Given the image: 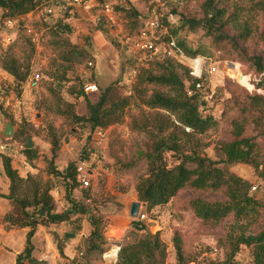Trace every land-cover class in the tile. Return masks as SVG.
I'll return each mask as SVG.
<instances>
[{"label":"trees","instance_id":"obj_1","mask_svg":"<svg viewBox=\"0 0 264 264\" xmlns=\"http://www.w3.org/2000/svg\"><path fill=\"white\" fill-rule=\"evenodd\" d=\"M44 1L46 0H0V25L6 24V20L10 19L13 22L12 26L25 28L23 16L39 10ZM60 1L53 0L54 5L60 4ZM85 1L82 0V4ZM107 1L113 2L112 9L115 14L123 13L130 25L136 26L141 14L131 0H93L96 9ZM194 1L198 5L200 15H192L185 8L172 4L174 1L170 3V12L177 16L178 24L172 25L164 17V24L168 26L170 32L165 36V40L170 42L171 36H174L176 43L173 50L178 52L181 49L187 58L193 59L202 55L204 51L186 45L184 40L179 39L177 32L185 27L190 30L203 29L210 44L222 45L235 58L253 67L258 78L255 85L263 88V93H243L236 85H232L229 106L234 116L228 119L229 137L226 140H218L219 160H213L204 154L206 144L202 143L200 137L216 122L211 116L202 115L200 112L201 94L196 88L199 80L194 79L187 89L177 71L181 65L169 58L156 62L160 70L141 69L132 90L139 98V104L155 109V112L152 122L146 120L143 125L151 138V148L137 152V157H144L146 163L144 173L136 179L137 199L145 204L146 210H149L173 202L185 188L205 193L208 198L189 199L188 209L203 222L219 223L229 215L234 219L231 223V233L224 239H218V244L224 249V261L232 264L239 247L245 245L250 247L252 264H264V204L250 194L248 180L225 168L227 164L243 162L264 179V145L261 141L264 139V49L260 48L264 45V0ZM65 2L66 0H62V6ZM62 8L66 13L69 6ZM47 10L44 11L45 14L52 12L51 9L50 12ZM25 34V53L22 59L8 50L4 52L1 60V67L14 78L13 89L17 93L20 92L19 86L30 74V57L34 54L31 33H27L26 28ZM68 48L67 54L73 57L81 53L73 45H68ZM63 60L67 62L71 59ZM56 80L58 87L54 86V89L58 91L62 89L61 84H64L65 80L63 77H57ZM146 84L166 87L167 91L153 90L145 96ZM82 88L81 84L78 94H74L84 97L85 113L77 114L70 103H67L65 109L60 112L69 117L78 129H88L85 138H89V134L95 129L103 130L119 122L129 105V99L118 91L117 81L97 87L98 93L94 101L89 100ZM26 131L21 126L17 133L23 135ZM46 132L50 140L49 157H44L47 179L43 180L37 172L28 171L22 174L12 165V156L0 152L1 172L9 183L8 192L0 193V197L9 200L11 205V208L2 214L0 221L6 229L27 228L25 244L15 256V264H41L42 261L37 260L32 254L34 248L32 237L37 226L68 221L73 214L85 207L84 201L71 197L72 190L80 185L75 161L69 160L62 169H59L53 160L58 154L60 134L50 125ZM89 149L82 147L80 157L83 160H87ZM167 152H171L176 158L173 165L167 162L165 155ZM19 153L29 162L37 157L35 148H28L26 145ZM219 163L222 166H219ZM128 166L132 164L128 163ZM58 183L64 187L63 198L69 203V207L64 209H57L53 194V189ZM89 191V186H83L82 195L90 198L92 202H97ZM89 221L92 229L84 240L85 251L79 259L75 258L69 264H92L89 255L93 252L101 253L105 248L106 238L103 235L100 214L91 213ZM131 224L136 229L144 228L142 222L135 219H132ZM69 237L70 234L67 232L60 239L55 236L57 250L64 259L63 240ZM172 241L176 253L180 255L182 241L177 232L174 233ZM163 251L164 245L159 233L156 232L137 242L120 245L116 264H157L163 257Z\"/></svg>","mask_w":264,"mask_h":264},{"label":"rangeland","instance_id":"obj_2","mask_svg":"<svg viewBox=\"0 0 264 264\" xmlns=\"http://www.w3.org/2000/svg\"><path fill=\"white\" fill-rule=\"evenodd\" d=\"M131 1L141 14L135 27L130 25L129 20L123 16V13L115 14V17L110 21L101 19L97 23L94 22V24L90 22L89 27L92 30L93 28H99V30L103 31L104 46L100 51H96L97 49L95 50L92 45H89V43L87 45L86 43L87 48L85 52H81L77 57H73L67 54L69 49L67 36H54L53 38L48 37L44 40H39V44H52L55 46V49L52 51L53 55L47 54L48 64L46 67L32 68V62L30 67V74L38 72L41 85L47 90L48 94L46 96L41 95L40 101H37L33 106L31 105L29 113L25 116L23 112H20L17 115L13 114L12 118L11 114L6 110H0V130L3 129L5 118L8 117L14 122L12 123L14 130L9 138L3 137L0 134V140H2L0 152L2 151L12 156V165L18 168L22 167V158L20 156L22 154L19 151L25 147L24 134L28 133L33 141L36 156L42 158V162L39 160L34 161L37 157L30 161L32 165H34L33 163L42 164L40 167L34 165L36 169L33 170V173L37 172L43 180L47 179L48 174L45 171L46 162L44 157H49L50 154V140L46 132V128L50 125L57 131L56 133L60 134L58 154L53 160L57 167L65 162L63 149L66 148V143L70 142L69 136H75L74 142L69 144L67 152L71 156L70 154H66L68 157H73L75 163L78 164L80 162L79 157L81 156V146L79 145H83L82 147L87 149L95 148V158L100 160V165L107 166L115 175L112 181L106 180L103 174V176L99 175L98 180H96V186L99 187L100 191L98 199L101 200L104 197H109L110 189H113L114 192H123L126 195L132 193L134 195L133 192H136V179L146 169L145 158L137 157V152L151 148V138L143 128V125L146 120L152 122L155 109H150L143 104H139V98L132 90V85L136 81V76L141 69L160 70L156 62H161L165 58L173 59L175 63L181 65L177 68V71L181 75L187 89L194 79L199 80L196 88L201 94L200 112L202 115L211 116L216 122L214 126L208 128L200 137L202 143L206 144L203 152L211 159L219 160L217 142L218 140L228 139V119L234 116L229 106L231 105L229 99L232 85H236L243 93H263V88L256 87L255 85V81L258 78L253 67L235 58L222 45L214 46L210 44L209 39L204 34V30L201 28L190 30L185 27L177 32L179 39L184 40L186 45L204 51L202 55L195 57L196 60L190 61L192 59L187 58L188 56L181 49L178 52L174 50V55L167 53L169 48L165 36L170 34V32L167 28L168 26L164 24V17H166V20L170 24H178L177 16L170 12V3L174 1L172 4H177L179 8H185L192 15H200V10L194 0ZM66 5L67 3L65 2L63 6ZM95 7H92L93 11L97 10ZM35 20V16L29 18L23 16L25 28L27 29V25H29L30 28L35 29L36 26L32 22ZM148 20L155 21L154 28L148 33L153 41V46L150 50L138 49L134 45L138 38V31L145 26ZM25 28L24 26L21 28L18 25L9 27V25L3 23L0 25V40L5 39L8 42L5 49L0 46V52L3 55L4 52L6 53L10 50L11 54L22 59L25 53ZM7 29L8 32L16 33V37L13 40H7L8 35H2L3 31ZM37 37L35 35L36 39ZM170 41L176 43V38L171 36ZM35 42L33 41L34 54L31 55L30 61L36 56ZM260 48L264 49V45H261ZM2 57L0 55V63ZM63 58L71 60H67L66 63ZM57 59H60V61L57 62ZM88 60L93 62L92 66L87 65ZM199 63L202 65L201 69H199ZM190 65L193 66L196 73L200 70L199 75L190 73ZM209 66H215L216 70L209 73ZM100 69L101 76L104 78L101 81L103 83L102 86L117 81L118 91L128 97L129 105L125 108L119 122L111 124L103 130L95 129L89 134V138H85L84 136L87 135L85 132H88V129H78L71 119L60 111L65 109L67 103H70L74 106V111L77 114L85 113V99L82 95L77 94L80 91L81 84L83 87L84 83L94 82L91 79L94 73L95 77L100 75H98ZM82 71L85 72L83 79L80 78L83 74ZM111 71H115V73H111ZM57 77H63L65 80L64 84H61V86L63 85L61 87L63 91H56L54 89V82ZM97 87L99 88L98 85ZM153 90L167 91V88L154 84H146L145 96ZM69 91L73 92L70 93ZM86 93L89 100H96L97 91ZM0 95L3 96L2 93ZM0 105L2 106L1 103ZM159 111L163 114L165 113L163 110ZM21 126L27 130L23 135L17 133ZM98 131L104 133L102 136L98 135V138H96L95 133ZM64 135H66V143L63 141ZM261 141L264 145L263 138ZM165 155L169 165H173L176 162V158L171 152H167ZM128 163H131L132 166H128ZM218 165L222 166L221 163ZM225 168L227 171L248 180L250 182V194L264 204V179L258 176L251 166L243 162H234L225 165ZM91 182L92 177H90L87 186L90 187L92 185ZM79 186L82 185L80 184ZM105 189L107 190V195L103 196ZM115 197V195H112L109 198ZM197 197L208 198L209 196L200 191L185 188L175 197L173 202L158 205L147 210L149 220L142 222L144 225L143 229H136L131 224L130 228L124 233L119 232L112 238L106 239L104 250L111 245H116L119 248L120 245L126 242H137L147 235L152 236L158 232L159 238L164 245V251L163 257L160 258V262L157 264H231L224 261V249L218 244V239H224L231 233V223L234 222V219L229 215L219 223L203 222L192 210L188 209L187 205L189 199ZM136 200L138 201L137 195ZM115 204L117 208L121 206L117 202ZM107 214V212L100 214L102 222L104 219L105 222H108ZM175 232L180 235L182 241L180 255L176 253L172 241ZM3 246L0 243V248L7 250L6 246ZM83 246L85 248L86 244L83 243ZM213 248L217 250L213 251ZM113 253L112 251H108L107 256L110 257ZM3 258L5 261L7 260V257ZM232 264H252L250 247L241 245L235 253Z\"/></svg>","mask_w":264,"mask_h":264},{"label":"crops","instance_id":"obj_3","mask_svg":"<svg viewBox=\"0 0 264 264\" xmlns=\"http://www.w3.org/2000/svg\"><path fill=\"white\" fill-rule=\"evenodd\" d=\"M60 2V4L54 5L53 0H46L43 2V6L39 10L35 12H29L25 15L28 18L32 16H35L36 18L35 21H32L36 28L33 29L30 28L29 25H27L26 29L27 33H31L32 40L36 41L35 53L37 57L35 56L31 59V62L33 63L32 68L41 66L46 67L48 64L47 54L53 55L52 51L55 49V46L52 44H39L40 39L44 40L48 37L53 38L54 36L65 35L68 38L67 43L69 45L75 46L77 49L80 50V52H85L88 43L89 45H92L95 50L97 49L96 51H100V49L104 46L103 31L101 29L99 30V28H93L92 30L89 27L90 22L94 24L93 12L96 11H93L92 8L93 6L95 7V3L93 2V0H86L83 4L69 6L66 13H64V10L62 8L65 7L62 6V0ZM47 9H51L52 12L49 14H45L44 11H46ZM2 35H8L9 40H13L16 37V33L8 32V29L6 31H3ZM35 35L38 36L37 39L35 38ZM7 44L8 42L5 39L0 40V46L3 49L7 47ZM0 55L2 57L3 53L0 52ZM56 61L59 62L60 59H57ZM35 73L30 74L28 76V78L19 86L20 92L18 94L16 92L15 94L13 89L15 85L14 78L1 67L0 63V94L2 93L3 95H0V103L2 104V109L10 113L12 118L13 114L17 115L20 112H23L25 116L29 113L31 105L33 106L35 105V103H37V101H40L41 95L46 96L48 94L47 90L41 85L40 79H34ZM82 73L83 74L80 78L83 79L85 72L82 71ZM111 73H115V71H111ZM98 75V77H95L94 73L92 78V81L94 82L92 83L98 86H102L103 83L101 81L104 78L101 76V69L99 70ZM57 85L58 82L57 80H55L54 86L56 87ZM60 90L63 91L62 89ZM24 118L26 119V117ZM12 123H14L13 120ZM85 133L88 134V132ZM103 133L104 132L98 131L97 133H95V137L98 138V135L102 136ZM74 137L69 136L70 142L66 143V135H64L63 141L64 143H66V148L63 149L65 162L64 164L59 165V168H63L69 160H74L73 157H68L70 153L67 152L69 150V144L71 142H74ZM4 140L6 139L4 138ZM1 141L2 140H0V143ZM3 143L5 144V142ZM79 146H81L82 149L83 145ZM0 148H2V143L0 145ZM95 151V148H90V153L89 156H87L86 158V162L81 157H79V161H83L84 163H86L90 177H92V185H90L89 193L92 197L98 199L100 191L99 187L96 186V180H98L99 175H104L106 180L110 181H112L115 175L112 171L109 170L107 166L100 165V160L95 158ZM20 156L22 158V167L18 168L17 166H13L17 167L22 174L28 171L33 172V170L36 169L35 166L40 167L42 165L33 163L35 165L34 166L23 155ZM37 160L42 162V158L40 156H37L34 161ZM1 167L2 166L0 158V192L7 193L9 183L6 177L2 174ZM82 188V186L75 187L72 190L71 197L78 201H84V208H82L78 213L73 214L68 221H64L61 223H49L47 225L39 224L37 226L35 233L32 237V242L34 245L32 254L37 260L42 261L41 264H69L71 260L75 258H80V255L85 251V248L83 246L84 240L89 235L92 229L89 221V215L91 213H108L107 225L105 219L103 220V235L106 239L110 237L112 238L119 232L124 233L130 228L131 217L128 215V209L130 203L132 201H135L136 199L135 191L133 192L134 195L132 193L130 195H126L123 192H114L113 189H110L109 197L115 195V198L104 197L101 200L98 199L97 202H92L90 198H85L82 195ZM53 194L56 199L57 209H64L66 207H69V203L66 202L63 198L64 187L60 183H58L53 189ZM106 195L107 190L105 189L103 192V196ZM116 202L121 205L119 208H117L116 204L114 205V203ZM10 208L11 205L9 200L0 197V217L4 212L9 210ZM26 231V227L6 229L4 227V224L0 222V243H2L7 248V250L5 248H0V264H15L16 254L19 253L24 247ZM65 232L69 233L70 237L63 240V254L65 256L64 259L61 258L57 250V239H55V236L60 239L63 237V234ZM118 249V246L111 245L109 247H106V250H103L101 253L93 252L89 255L92 259V264H116V256ZM108 251H112L114 253L109 257L107 256ZM3 257H7V260L5 261Z\"/></svg>","mask_w":264,"mask_h":264},{"label":"built area","instance_id":"obj_4","mask_svg":"<svg viewBox=\"0 0 264 264\" xmlns=\"http://www.w3.org/2000/svg\"><path fill=\"white\" fill-rule=\"evenodd\" d=\"M66 3L68 6H73V5H80L82 3V0H66ZM112 1H107L104 2L103 4H101L97 10L95 11V13L93 14V21L95 23L99 22L102 18H104V20L106 21H110L113 19V17H115V13L113 12L112 9ZM48 12H50V10H47ZM6 25L12 26V20L7 19L6 20ZM155 26V21L154 20H148L145 24V26L138 32V38L135 41V47L138 49H142V50H150L153 46V41L150 37V35L148 33H150L151 29H153ZM7 40H9V38H7ZM174 42L170 41L167 43L168 46V54H173L174 50ZM190 60V59H189ZM196 60V58H193L190 61ZM93 62L91 60H88L87 65L88 66H92ZM201 63H199V69H201ZM191 67V74H198L199 72L196 73L193 66L190 65ZM216 68L215 66H209L208 68V72L211 73L213 71H215ZM40 76L38 73L34 74V79L37 80L39 79ZM83 91L85 92H92V91H97V85L94 83H87V84H83ZM76 172H77V178L80 181V184L82 186H87L89 184V180H90V174H89V170L86 166V163H84L83 161L78 162V164H76ZM139 222H143L148 220V214H147V210L145 207L144 203L140 204L139 210L137 212V216L135 218H133ZM213 251H215V249H213Z\"/></svg>","mask_w":264,"mask_h":264},{"label":"water","instance_id":"obj_5","mask_svg":"<svg viewBox=\"0 0 264 264\" xmlns=\"http://www.w3.org/2000/svg\"><path fill=\"white\" fill-rule=\"evenodd\" d=\"M13 130H14V126L12 124L11 119L8 117L5 118L4 126H3V129L1 130L0 134L3 137L9 138L12 135ZM24 139H25L26 147L32 148L33 147V141L31 140V136L28 133H26V134H24ZM140 204H141V202L137 201V200L132 201L130 203L129 209H128V215L131 218H135L137 216V212L139 210ZM106 225H107V222H106Z\"/></svg>","mask_w":264,"mask_h":264}]
</instances>
